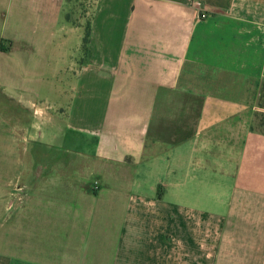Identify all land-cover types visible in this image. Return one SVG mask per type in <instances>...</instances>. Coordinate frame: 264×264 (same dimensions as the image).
<instances>
[{
    "label": "crops",
    "instance_id": "1",
    "mask_svg": "<svg viewBox=\"0 0 264 264\" xmlns=\"http://www.w3.org/2000/svg\"><path fill=\"white\" fill-rule=\"evenodd\" d=\"M263 84L264 0H0V264H264Z\"/></svg>",
    "mask_w": 264,
    "mask_h": 264
},
{
    "label": "rangeland",
    "instance_id": "2",
    "mask_svg": "<svg viewBox=\"0 0 264 264\" xmlns=\"http://www.w3.org/2000/svg\"><path fill=\"white\" fill-rule=\"evenodd\" d=\"M82 14H86V11L83 10ZM86 18L87 19L85 22L88 23L91 20V15L87 14ZM78 58H79V62H80L81 61L80 53H79ZM35 102L37 104L40 103L39 101H35ZM253 128L255 131L264 132V84H263L262 89H261L259 101L256 105ZM20 157H21V155H19V154L17 156H15V159H14L15 163L20 161ZM30 159L32 161L33 154L30 156ZM15 172H16V169H14V173ZM16 173L13 176V180H14L13 188L10 186L12 188V192L14 193V200L9 201V202L7 201V208L10 209V211L14 210L15 213L19 212L27 204V200L23 197L24 196L23 195L24 188H23L22 182L20 181L21 177L19 175H17ZM3 177H4V174H3ZM10 187L6 188L5 184L4 185L0 184V192H3V193H5L7 191L9 192ZM32 191L37 193L39 190H38V188H36L35 190H32ZM36 203L34 201L30 202V208L31 209L37 208ZM21 219H22L21 217L15 218V223H14L13 227H11V228H13V232H9V233L8 232H0V245L6 246V242H10L11 245L16 247V246H21L22 242L36 243L38 241L39 234L36 232H19V230H21L20 224H22ZM0 223L4 224V221L3 222L0 221ZM29 224L30 225L37 224L36 223V217H34L33 220H31L29 222ZM2 227H3V229L5 228L4 226H2ZM0 250L6 251L5 248H2ZM11 250L19 251L20 249H16V248L13 249L12 248ZM30 250L32 251V249H30Z\"/></svg>",
    "mask_w": 264,
    "mask_h": 264
},
{
    "label": "trees",
    "instance_id": "3",
    "mask_svg": "<svg viewBox=\"0 0 264 264\" xmlns=\"http://www.w3.org/2000/svg\"><path fill=\"white\" fill-rule=\"evenodd\" d=\"M90 37H91V23L89 21L87 23V26H86L85 38H84V41H83V52L85 54L88 53V45H89V42H90Z\"/></svg>",
    "mask_w": 264,
    "mask_h": 264
},
{
    "label": "built area",
    "instance_id": "4",
    "mask_svg": "<svg viewBox=\"0 0 264 264\" xmlns=\"http://www.w3.org/2000/svg\"><path fill=\"white\" fill-rule=\"evenodd\" d=\"M199 7L201 6V3H196Z\"/></svg>",
    "mask_w": 264,
    "mask_h": 264
}]
</instances>
